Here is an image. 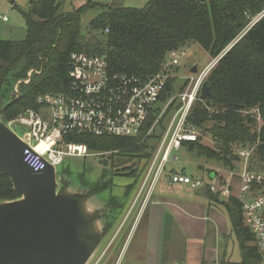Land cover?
Instances as JSON below:
<instances>
[{"label": "trees", "instance_id": "16d2710c", "mask_svg": "<svg viewBox=\"0 0 264 264\" xmlns=\"http://www.w3.org/2000/svg\"><path fill=\"white\" fill-rule=\"evenodd\" d=\"M62 2L30 0L29 9L21 11L26 37L0 39V104L7 97L2 92L7 84L23 81L21 96L4 112L6 120L28 108H38L37 97L41 94L67 91L70 58L75 51L105 56L112 72L145 77L160 72L168 52L188 42L199 44L212 57L218 56L247 27L249 19L264 10V0H149L143 7L111 4L102 6L103 12L90 21L91 37L86 38L81 31V17L96 4L90 1L85 7L66 13ZM94 36L102 41L100 46L92 45ZM179 66L171 67L177 73ZM30 70H33L31 77ZM27 79L30 81L25 83ZM176 80V76L168 80L160 107L138 135L81 134L66 139L87 144L91 152H108L113 158L134 155L147 159L155 149L153 145L149 152L148 141L158 142L164 132L157 137L146 134L161 106L175 93ZM205 82L212 93L202 97L200 92L188 118L204 135L198 141L185 142L182 148L198 156L217 157L226 167L238 161L235 145V149L254 148L250 168L264 171V16L219 60ZM256 107L261 113V123L250 113ZM206 136L216 143L218 153L199 143ZM172 172V175L187 173L186 168ZM213 175L207 171L201 176L208 180ZM199 191L210 199L218 196L208 187ZM19 196L10 177L0 175V200ZM225 201L239 238L242 261L238 264H259L254 237L242 221L240 200L231 196Z\"/></svg>", "mask_w": 264, "mask_h": 264}, {"label": "built area", "instance_id": "2783aa9c", "mask_svg": "<svg viewBox=\"0 0 264 264\" xmlns=\"http://www.w3.org/2000/svg\"><path fill=\"white\" fill-rule=\"evenodd\" d=\"M263 16L264 11L244 33ZM1 20L8 21L9 17L3 15ZM167 57L170 66L180 65L187 57V50L184 47L170 50ZM216 61L218 60H213L201 71L188 75L185 79L186 88L176 96H170L157 112V119L150 127L151 130L174 100L177 101V111L151 154L146 171L147 179L151 178L145 184L148 186L146 199L150 198L156 188L167 163L179 161L178 155L173 153L179 151L185 142L198 141L202 135L188 118ZM70 63L67 91L41 94L37 97L38 108H28L13 119L6 120L22 140L32 147L24 151V160L36 172L44 167L45 160L58 165L66 157H101L108 154L91 152L87 144L67 140V136L138 135L151 114H156L160 107L168 80L175 77L165 69L145 77L112 72L105 56L80 51L71 54ZM250 113L261 123L258 107L253 108ZM253 150L254 148L249 147L235 150L240 169L229 173L224 186L217 185L216 174L207 177L206 181L201 175L176 173L172 175L171 181L187 185L192 190H200L209 183L213 193L222 195L225 199L231 196L238 198L242 206L243 224L254 237L260 255L259 264H264V171L250 168ZM236 182L239 184L238 189L233 187Z\"/></svg>", "mask_w": 264, "mask_h": 264}, {"label": "water", "instance_id": "95a60500", "mask_svg": "<svg viewBox=\"0 0 264 264\" xmlns=\"http://www.w3.org/2000/svg\"><path fill=\"white\" fill-rule=\"evenodd\" d=\"M101 43L93 37V46ZM197 71V66L191 70ZM29 72L31 77L33 70ZM21 82L15 84L10 100L0 104V175L9 176L20 194L0 200V264H90L96 251L87 237L103 226L95 197L80 201L78 188L63 190L62 175L47 161L40 171L30 168L24 151L32 147L4 118L7 107L21 96ZM211 93L204 82L201 96Z\"/></svg>", "mask_w": 264, "mask_h": 264}, {"label": "rangeland", "instance_id": "374dc122", "mask_svg": "<svg viewBox=\"0 0 264 264\" xmlns=\"http://www.w3.org/2000/svg\"><path fill=\"white\" fill-rule=\"evenodd\" d=\"M90 1H91V4L95 3L96 7H90L89 9H87V11L81 17V31H82V34H84L86 38L91 37V33L89 30L90 21L94 17H96L98 14L103 12L102 6L111 5L113 2H117V1H115V0H63V2H62V10L67 13V12H72L74 10H78L82 7H85L86 5H88V3ZM147 1L148 0H123V3H124V5H126L128 7H143L147 3ZM29 6H30V0H0V39L22 40L26 37L27 28H26V23H25V20L22 16L21 11H27L29 9ZM260 14L251 17L248 21L247 27ZM3 15H7L9 17V20L8 21H2L1 17ZM246 28L243 29L236 36V38L232 41V43L222 53H220L218 56H215V57H212L208 51L203 49L197 43H194V42L186 43L183 47L187 50V57L181 62L179 69L177 70V73H176V68H173L169 65L168 57H165V60H164L163 65H162L163 69H165L169 73H173L177 77V80L175 82V88L176 89H175L174 95L176 96L179 91L182 92V90L186 88L187 82H185L186 81L185 79L188 75L192 74L190 71L194 66H197L198 71H201L211 61L217 59L218 61H216L215 65L213 66V68H214L218 64L219 60L244 36V34H245L244 31L246 30ZM18 82L19 81H16L12 86L7 84L6 85L7 87H5V85H4L5 88L2 90V92L4 91L3 95H5L7 97L3 100V103L6 102L9 98H11V96H10L11 94L15 93L14 87H15V84ZM20 84L18 86L19 89L21 87ZM176 103H177V101L174 100V102L172 103V105L170 107V108H172L171 111H170V108H168L166 110V112L164 114H162L161 117H159L158 124H156L152 130L150 129V132L148 131L146 136H153V137L156 136L157 137L159 134L162 133V131L164 132L168 128L173 116L175 115V113L177 111L176 106H175ZM156 142L157 141L155 139H150L148 141L149 152H150V147L153 145L155 146ZM199 143L210 148L211 150H214V152H216V153H218L220 150V149H218V147H217L216 143L213 141V139H211L209 136L202 138ZM235 147H236V145L234 146V151L236 150ZM153 151L150 153H153ZM143 153H145V152H143ZM173 154L178 155L179 161L176 163L169 161L167 163L164 173L162 174L159 181L157 182L158 185L156 184L157 185L156 190L154 189V191H153V193L155 192L154 197L158 196L159 194H162L165 196L179 197V195H188L189 193L190 194L193 193L190 190L189 191L185 190L182 193H180L179 189L171 188L170 181H171L173 169L182 170V169L186 168V171L191 175H196V174L204 175V174H206L207 171H212V173L218 175L217 185H219V186H224V184L227 183L226 179L229 177L230 172H233V171L237 172V170L240 169L238 162L237 163L232 162L231 165L229 164L230 166L227 165V167H226L223 162L218 161L217 157L210 159V158H207L205 156H198L196 154V152H194V151L189 152V151H186V149H184V148L180 149L179 151H175ZM106 155H108V154H106ZM103 156H105V155H103ZM127 156H129V155H123V156L118 155L115 157V160H117V161L120 160L123 163V162H126L130 159V165L132 167L130 169L133 170V168H135V174L134 175H137L136 176L137 180L139 179V176H140V179H139V188L140 189L138 188V190H139L138 192L141 193L143 186L151 181V178L147 179V175H146L147 169L145 168V166L143 167L142 161L143 162L147 161V163L149 165V163H150L149 161L151 160L152 155L149 156L147 159L143 158L142 160H140L141 157L139 158V157L134 156L133 157L134 159H133V158L127 157ZM138 162H140V163H138ZM226 163L228 164V162H226ZM121 165H123V164H121ZM101 168H102V166L101 167L99 166L98 159L94 156L67 157L64 164L62 166L61 165L58 166V170L60 172V175L65 173V175H67L66 176L67 179H69L70 182L72 183L69 185V187H67L69 190H71L72 188H76V186L74 187L73 185L77 184V182H79L81 180L80 177L86 178V180H90L91 183L93 181L99 180L101 173H98V172L103 171ZM145 169H146V171H145ZM142 172H143V174H142ZM140 174H142V175H140ZM233 179L236 180V177L233 176ZM205 180L207 181L206 178H205ZM131 181H132V177L130 178L129 176H121V177H117L115 179L114 185L115 184L124 185V184L130 183ZM178 187H183V186H178ZM205 187L210 188V184L208 183ZM233 187L235 189H238L239 188L238 182H236ZM205 190L207 191V189H205ZM210 191H211V189H210ZM147 192H148V186L145 185L144 190L142 191L141 196H140V198H139V200L135 206V210L137 213L136 215H139V213L141 212V209L143 208V205L145 204V201L147 200L146 199ZM213 194L219 196V197L217 196L216 198H213V199H216L217 202H219L220 204L223 205L225 215L230 222V227H229L228 233H227V239H228L227 243H228L229 247L226 251V254H225L226 256H224L223 261H224V263L226 262L227 264H230V262H235L234 264H238L242 261L241 248L239 245V238L237 236V233L234 232L233 227H232V222H231L232 217L227 210V207H226L227 202L225 201V198L222 195H219L216 193H213ZM94 200L97 202L98 198H95ZM145 215L148 216V211L145 212ZM146 219H147V217L143 219L144 223L146 222ZM125 233L123 234V237H124ZM113 254L114 253H110L107 256L108 259H106L105 262H108L111 259V256ZM118 254H119V251L117 250V252L112 257H114V259H117ZM99 257L100 256H98V258ZM98 258L96 259V261L94 263L91 262L90 264H96ZM128 259H129V254L127 255L126 261H124V263L127 262ZM102 261H103V258H102L101 262ZM120 261H121V259L118 258L117 264H119ZM114 263H115V261L112 264H114Z\"/></svg>", "mask_w": 264, "mask_h": 264}, {"label": "crops", "instance_id": "0c3cea01", "mask_svg": "<svg viewBox=\"0 0 264 264\" xmlns=\"http://www.w3.org/2000/svg\"><path fill=\"white\" fill-rule=\"evenodd\" d=\"M115 1L112 4L126 6L123 0ZM170 186L193 193L154 197V192L122 239L119 264H227L223 260L230 222L223 205L187 185L170 181Z\"/></svg>", "mask_w": 264, "mask_h": 264}, {"label": "flooded vegetation", "instance_id": "af4514ba", "mask_svg": "<svg viewBox=\"0 0 264 264\" xmlns=\"http://www.w3.org/2000/svg\"><path fill=\"white\" fill-rule=\"evenodd\" d=\"M113 157L114 155L112 154L96 157L98 159L99 166H102L101 169L103 170L102 172H98L101 173L99 180L93 181L91 183L90 180L80 177L81 180H78L79 182L73 185L74 187L76 186V188H78L76 197L80 201L87 198H98L96 210L100 215L99 218L103 221L102 231L94 234L92 233V235L87 237V241L92 244L93 249L96 251V254L94 255L91 262L94 263L98 256H100L96 264H112L114 261L117 262V259H114L112 256L117 252V250L120 251L123 245V234L127 231L128 227L132 223V220H134V218L137 216L135 206L141 196L142 191L144 190L143 187L141 193L138 192L140 176L137 180V175H134L135 168H133V170L130 169L132 168L130 165V159L122 163L120 160L117 161ZM127 157L133 158L134 155H129ZM66 158H64L63 161L58 165L49 160L45 161L58 169V166H62L64 164ZM140 160H142V158H140ZM105 161H107L106 165L104 164ZM142 164L143 167L145 166V168L148 169L147 161H142ZM66 176L67 175H65V173L62 174L63 190L72 184ZM121 176H129L130 178L132 177V181L124 185H114L115 179ZM152 194L149 198L150 201ZM110 253L114 254L111 256V259L108 262H105V260L108 259L107 256ZM102 258L103 261L101 262Z\"/></svg>", "mask_w": 264, "mask_h": 264}]
</instances>
